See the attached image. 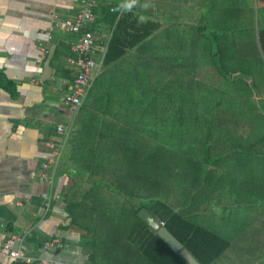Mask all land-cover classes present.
<instances>
[{
  "label": "crops",
  "instance_id": "crops-1",
  "mask_svg": "<svg viewBox=\"0 0 264 264\" xmlns=\"http://www.w3.org/2000/svg\"><path fill=\"white\" fill-rule=\"evenodd\" d=\"M82 8L81 0H0V72L14 86L13 92L0 86V246L9 234L23 235L20 248L29 259L28 263L22 261L25 264H90L92 248L82 242L83 232L69 227L67 202L73 199L71 194H81L84 187L89 188L95 182L97 175H93L91 168L110 166L109 160L99 159L94 152L106 151L119 134L137 132L135 119L138 117L132 110H136L134 104L139 102L141 89L151 92L148 102H152L153 90L163 89L165 83L183 69V63L199 62L192 57L197 51L201 52L196 41L206 38L207 30L215 28L207 25V21L213 16L222 17L220 24L225 26L228 25L225 17L243 20L252 12V25L259 32L258 43L264 55V0L100 1L94 8L95 19L88 26L94 36L99 66L93 72L82 106L74 112L63 104L64 90L58 84L70 80L74 74L67 61L72 55L67 47L72 49L77 35L66 33L62 24ZM120 17L124 21L123 32L130 34L127 41L130 47L122 57L105 65L107 46ZM59 47L60 53L63 51L67 57L63 61L59 57L53 67V54ZM44 49L48 50L47 55L43 54ZM50 53V74L45 79V63ZM60 63L64 70L57 73L55 67L57 69ZM65 70L69 77L64 75ZM151 116L146 114L143 118ZM177 117L185 116L180 114L173 118ZM132 120L134 124L130 125ZM58 124L67 128L65 138L57 134ZM176 128L180 129V125L172 130ZM245 128L243 125L244 152L255 144L250 143L249 131ZM180 134H183L181 129ZM263 138L259 137L261 146H258L259 159L254 160L255 164L263 161ZM48 143L55 144L59 156H56L52 183L41 184L31 173L41 171L42 163L53 155L54 149ZM246 157V153L241 154L240 161L247 162ZM198 162L211 170L219 165L232 166L238 160H226L219 165L205 160ZM218 171L206 186L205 180H199L202 188L213 191L212 194L196 191L164 196L163 200L171 199L168 203L174 212L194 218L198 225L228 243L211 264H264V214L262 205L255 202V196H259L258 201L262 194H253L249 175L250 179L241 180L248 199L245 205H233V209L231 204L226 205V196L230 194L224 193L239 192L229 180H221L222 172ZM44 194H51L53 198L50 209L45 207ZM56 237L61 239V247L44 250L42 244ZM129 243L130 246L128 242L118 243L117 249L108 252L103 262L153 264L137 250L139 244ZM13 262L18 261L4 258L0 264Z\"/></svg>",
  "mask_w": 264,
  "mask_h": 264
},
{
  "label": "trees",
  "instance_id": "trees-1",
  "mask_svg": "<svg viewBox=\"0 0 264 264\" xmlns=\"http://www.w3.org/2000/svg\"><path fill=\"white\" fill-rule=\"evenodd\" d=\"M123 17H120L117 21L116 28L108 43L103 60L105 65L122 57L126 49L130 47L127 42L131 38L130 34L123 32ZM113 18L115 19L114 14ZM137 40L140 41V39ZM134 42L135 40H133ZM59 50L60 47L54 51L51 61L53 67L59 57L62 61L67 57L66 54V56L62 54L63 51L60 53ZM67 51H69V55L72 54L71 49L68 47ZM218 55L221 56V60L216 61L215 64L219 67V74L227 80L232 76V73L229 74L225 71L223 54L218 53ZM218 55L215 53L214 58ZM55 70L59 73L64 68L60 63V65H57V69L55 67ZM64 72H66L65 76L69 74L66 70ZM169 84H173V82H169ZM0 86L8 91H14L13 83L5 80L1 72ZM162 91L160 90L161 93ZM214 93L208 90L197 98L201 101V106H199V103L196 104L199 107L197 108L199 113L195 119L193 116H191L192 118L188 117L189 119L185 117H177L178 119H176L180 126L183 124L184 119L190 123L196 121V126L193 129L198 136L194 133H187L186 142L192 143V146L181 149L180 147L177 148L176 143L171 145L170 142L162 144L159 142L160 140L153 141L145 132H142L146 131L145 129L139 128L137 132L132 131L131 134L127 133L122 136L119 134L112 139L114 142L108 145L106 151L100 154L94 152L99 159L106 158L107 161L109 160L110 166L98 165L91 168L95 173L93 175H97L95 182H92L89 188L84 187L81 194H71L73 199L67 202L68 206L66 208V217L70 219L69 227L74 226L83 232L82 242L92 248L90 264H105L103 261L106 260L107 253L116 250L118 243L121 242H128L129 246V242L139 244L137 250L153 264H187L178 253L173 252L138 217V212L142 208H146L153 216L163 222L164 227L200 264H211L228 247V243L223 241L217 234L198 225L194 218L189 219L178 212H174L175 210L170 206V203L163 200V193L167 191L168 184L173 180L170 172L176 176L175 181L178 178L182 180V186H185L184 181L188 184H193L195 180L198 181V184H194L198 188L196 190L198 191L197 194H201L208 189L206 187L202 188L203 184L200 179L207 182L212 179L214 172L209 169L204 170V168L201 170L198 161L205 160L211 164H215L214 162L218 160L235 159L238 162L240 161L241 155L233 154L236 152L235 149L243 151L242 137L237 136L230 140V144H236L231 145L233 146L231 149L230 144L227 142L230 138L228 133L225 136L219 135L214 138V130L222 129L218 118H216V113L223 108V105L225 108L231 109V102L227 96L224 98V95ZM153 94L156 96L159 93L154 92ZM154 96L152 97L153 103L145 107L146 114L151 111L154 102H156L157 98H154ZM213 98H215V101ZM224 101L225 103H223ZM183 109L181 108V111ZM136 110H132V113H135ZM233 110L236 115L242 117V122H247V119L242 116V111L239 112L237 104H234ZM143 111L136 112L138 119H135V121L138 125L144 123L143 116L146 114L142 113ZM128 123L129 120L127 119L126 124L128 125ZM133 124L132 120L130 125ZM242 125L245 127L247 124ZM192 135L193 137H191ZM99 137L102 138L101 135ZM111 137L105 136L108 139H111ZM119 140H121L120 143ZM249 140L250 143L254 144V138H249ZM211 141L214 145H220L221 147L213 148ZM194 144L198 145L193 146ZM213 150H217L214 156L211 155ZM255 155H258V152ZM172 160L175 163L166 167L165 163ZM232 167L228 166V168ZM233 175L221 174L220 179L232 181L234 180ZM13 264L25 263L18 261L13 262Z\"/></svg>",
  "mask_w": 264,
  "mask_h": 264
},
{
  "label": "rangeland",
  "instance_id": "rangeland-1",
  "mask_svg": "<svg viewBox=\"0 0 264 264\" xmlns=\"http://www.w3.org/2000/svg\"><path fill=\"white\" fill-rule=\"evenodd\" d=\"M245 16L243 20L232 18V16H230V19L225 17V23L228 24L225 25L226 27L220 24L222 17L213 16L212 20L206 22L207 25H211V27L214 25L215 28L212 31L207 30L209 35L206 36V38L204 37L201 41H196V45L200 46L201 52L199 54V51H197V55L192 57H196V60L199 62L195 65L188 62L183 63L184 65L181 66L183 69L169 79L173 84H169L168 81L165 83L166 85L163 89H155V93L159 94L154 96V98H157L156 102H154L151 111H148L149 113L147 112L148 115L152 116L143 118L144 123L137 125L139 128L145 129L146 131L142 132H145L153 141L160 140L159 142L162 144L170 142L171 145L176 143L178 146L182 147H185L184 145L187 144L192 146V143L189 144V142H186L187 133L194 132L193 127L196 126V121L190 123L186 122V119H184L181 125L182 127L180 126L183 134H180L179 128H176L175 131L172 130V127L178 126V124L176 125L174 123L176 119L173 117L183 114L186 118H188L187 116H190V118L193 116L195 119L199 113L197 110L199 107L198 105L196 106V104L199 103V106H201V101L197 98L208 90L215 92L214 94L216 95L220 93L224 95V98L227 96L228 100L231 102V109H227L223 105V108L219 109L216 113V118H218L222 129L219 130L218 128L217 131L214 130V138L219 135L225 136L226 133H228L230 138H228L227 142L230 144V140L234 137H243L242 124H247L244 130H246V132L249 131V138H254L253 142L256 145H253L251 148H246L245 152L242 150L239 151L234 147L236 152L233 155L246 153L247 162L245 160L242 162H233L232 168L221 166V168L218 169L220 167L219 164L225 161L218 160L214 163L215 165H219V167H215L214 169L211 168V171L214 172L213 175L217 170H220V172L218 171L219 174L222 172L221 174L224 175H235L234 180L228 183L232 185L233 189H236L239 194L236 192V194H231L226 191L224 193L230 194L226 196V205L231 204L232 207L233 205L239 207L243 204L245 205L248 197H246L247 194H245L241 180L244 178V180H247L250 175V178H252L249 181V183H251V191L253 194H262L263 196H261V199L258 201L257 198L259 196H255V202L256 204L258 203V205H262L264 214V157L261 163H254L255 159L256 162L259 159L258 155H255L258 146H261L258 144L259 137H264V108L262 107L264 101V55L258 43L259 32H257V29L252 25V12H248ZM205 17L207 19L209 18L207 15H205ZM214 17L217 23L214 22ZM248 20H250V22ZM237 27L239 28L235 29ZM215 53L217 55L218 53L221 55L223 54L222 58L225 63V71L229 74L232 73V78L230 77L226 80V78H223L221 74H219V67H217L215 63L221 60V56L218 55L220 56L219 58L218 56L214 58ZM161 73L165 76L168 75V72ZM143 77L145 78L144 75ZM160 80L162 79L160 78ZM142 82L145 83V80H142ZM149 90L152 89L149 88ZM160 90H163L162 93ZM150 96L151 92H146L145 88L141 89L138 97L139 102L135 103L137 105V107L135 105V108H137L136 112L144 110L143 113H145V107L153 103L148 102ZM213 100L215 101V98H213ZM223 103H225V101ZM234 104H237L239 112L240 110L242 111V116L246 117L247 122H242V117L235 114L233 110ZM181 108H184L183 111H181ZM139 128H137V130ZM194 135L198 136L196 133ZM191 137H193V135ZM211 143L213 148L221 147L220 145H214L212 141ZM197 145L198 144H194L193 146ZM231 145L236 144L232 143L229 147ZM231 148H233V146H231L230 149ZM215 151L217 150L211 151L212 156L216 153ZM248 155L253 156L250 158ZM174 163L175 161L172 160L167 161L165 164L166 167H169ZM200 166L201 170L202 168H207L202 165ZM170 176L173 180L168 184V189L163 193V198L164 196L169 198L173 196V194H194L197 190V186L194 183H198V181H194L193 184H188L184 181L185 186H182L183 182L181 179L178 178L176 180L177 182L174 180L176 177L174 173L172 174L170 172ZM207 184L206 182L204 186ZM208 192L210 194L213 193V191L212 193L211 191ZM170 200L171 199H167L165 201L169 202ZM256 204H254L255 207L258 206H256Z\"/></svg>",
  "mask_w": 264,
  "mask_h": 264
},
{
  "label": "built area",
  "instance_id": "built-area-1",
  "mask_svg": "<svg viewBox=\"0 0 264 264\" xmlns=\"http://www.w3.org/2000/svg\"><path fill=\"white\" fill-rule=\"evenodd\" d=\"M105 0H81L83 8L73 17L63 22L62 26L66 33L77 35L76 41L72 44V55L68 57V63L73 68L74 74L70 80H65L62 84L63 104L69 106L74 112L78 111L85 100L92 81V75L97 68L96 60V44L94 36L88 30V26L95 19L94 8L98 2ZM107 1V0H106ZM112 11L113 9L110 8ZM43 54H48V50H42ZM57 134L63 138L66 137L68 130L64 125L56 126ZM48 146L54 149L55 144L48 143ZM56 156L58 152L54 149L53 155L43 162L42 170L32 172L31 175L38 179L41 184L52 183L54 171L57 165ZM45 207L50 209V201L53 199L51 194H44ZM56 198V196H55ZM24 236L17 234H9L3 244L0 246V263L4 258H11L17 261L29 262V259L21 250ZM62 245L61 239L56 237L42 244L44 250H56Z\"/></svg>",
  "mask_w": 264,
  "mask_h": 264
},
{
  "label": "water",
  "instance_id": "water-1",
  "mask_svg": "<svg viewBox=\"0 0 264 264\" xmlns=\"http://www.w3.org/2000/svg\"><path fill=\"white\" fill-rule=\"evenodd\" d=\"M51 53L46 59L44 78L48 79L50 74L49 61ZM138 217L153 231L157 236L187 264H200L191 253L183 247V245L164 227V225L153 216L146 208H142L138 212Z\"/></svg>",
  "mask_w": 264,
  "mask_h": 264
}]
</instances>
